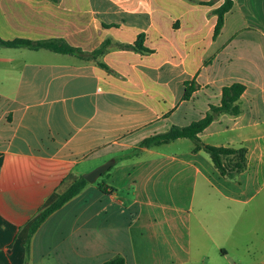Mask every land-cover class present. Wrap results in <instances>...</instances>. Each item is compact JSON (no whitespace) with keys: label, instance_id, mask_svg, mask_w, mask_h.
<instances>
[{"label":"crops","instance_id":"1","mask_svg":"<svg viewBox=\"0 0 264 264\" xmlns=\"http://www.w3.org/2000/svg\"><path fill=\"white\" fill-rule=\"evenodd\" d=\"M208 1L0 0L1 41L61 39L89 53L108 39L97 60L112 71L0 45V264H101L118 255L126 264H209L195 244L220 237L226 257L233 234L248 264H264V0H231L216 36L223 0ZM140 34L150 53L117 47ZM233 83L244 86L239 114L217 115L197 136L244 148L246 168L234 179L188 139L139 146L201 119ZM108 159L106 187L89 183L26 251L30 222L66 178Z\"/></svg>","mask_w":264,"mask_h":264},{"label":"trees","instance_id":"2","mask_svg":"<svg viewBox=\"0 0 264 264\" xmlns=\"http://www.w3.org/2000/svg\"><path fill=\"white\" fill-rule=\"evenodd\" d=\"M216 0L205 2L204 4H212ZM231 0H223L222 4L214 10L217 15V22L214 27V36H216L223 24L224 14L231 8ZM144 40L143 34L138 35L133 45L117 44V47L122 49H130L136 52L150 53L151 51L144 48L142 42ZM0 45L5 47H24L30 50L47 49L56 53L69 54L85 60H96L97 64L106 70L112 72L103 62L97 59L109 48L110 40H105L97 49L92 52H83L78 48L68 45L61 39H48L41 41H32L28 39H15L13 41H1ZM193 87H186L183 97L187 99ZM244 86L239 83H233L229 86L223 87L220 104L217 106L210 105L206 114L199 120L191 122L184 127L171 126L168 131L164 133L155 134L144 138L140 141L139 146L148 148L169 143L179 138L190 140L194 147V151L205 152L212 163L219 171V173L228 178L234 179L236 175L246 168V158L244 148L232 147H217L203 144L199 138L198 133L206 128L210 122L219 114L237 115L240 112L238 105L239 96L242 94ZM104 174L101 176V178ZM65 181H68V186L61 192H58L56 198L49 205L42 208L38 214L32 219L28 228V235L25 244L26 251L28 250L29 242L33 234L40 227V225L55 211L60 209L67 201L77 196L89 183L82 176L69 175ZM100 189L106 187L102 180L97 184ZM101 264H126L123 256L118 255Z\"/></svg>","mask_w":264,"mask_h":264},{"label":"rangeland","instance_id":"3","mask_svg":"<svg viewBox=\"0 0 264 264\" xmlns=\"http://www.w3.org/2000/svg\"><path fill=\"white\" fill-rule=\"evenodd\" d=\"M183 143H189L188 140H184ZM174 148V146H173ZM109 160V159H108ZM101 181V177L98 178V180L96 181L97 185L99 182ZM215 244L214 242L211 243V238L209 237H205L204 241L202 243V246H197V243L195 244V247L199 248L200 252L203 253H207L209 255H211L212 260L209 261V264H248L250 262V259H248L247 256H244V254L242 252L243 251V245L240 244L238 242V238L236 236H234V234L232 235L231 239H230V246L234 249V251L232 252L233 255H229L226 257H221L219 254V247L217 249V247L215 246H224L226 248H230L220 237H215ZM229 244V243H228ZM252 263V262H251Z\"/></svg>","mask_w":264,"mask_h":264},{"label":"water","instance_id":"4","mask_svg":"<svg viewBox=\"0 0 264 264\" xmlns=\"http://www.w3.org/2000/svg\"><path fill=\"white\" fill-rule=\"evenodd\" d=\"M115 160L109 159L104 163L100 164L99 166L95 167L91 171L82 175V177L90 184L96 182L98 178H100L103 173H105L113 164Z\"/></svg>","mask_w":264,"mask_h":264}]
</instances>
